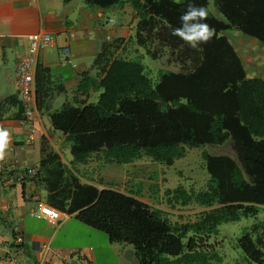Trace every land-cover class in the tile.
Segmentation results:
<instances>
[{"label": "trees", "instance_id": "trees-1", "mask_svg": "<svg viewBox=\"0 0 264 264\" xmlns=\"http://www.w3.org/2000/svg\"><path fill=\"white\" fill-rule=\"evenodd\" d=\"M85 1L105 9L129 5L137 17L130 42L137 48L129 53L125 37L103 39L71 90L52 67L37 64L36 110L48 112L72 155L71 168L58 154L42 160L49 166L44 171L49 186L63 188L58 196L81 221L112 242L132 245L139 264H225L220 226L264 214V77L248 74L227 34L238 30L264 45V0H213L225 20L210 11V0ZM190 2L208 10L206 23L215 28L214 37L197 49L172 35ZM166 51L179 69L154 70L144 62L145 55L157 59ZM7 105L18 106V117L23 115L12 87L0 95V109ZM224 145L233 155L203 152L205 188L179 184L165 190L172 207L202 208L188 221H172L137 190L97 182L78 167L94 157L101 164L149 157L172 166L187 148ZM231 246L241 251L236 264H264V220L246 227Z\"/></svg>", "mask_w": 264, "mask_h": 264}, {"label": "crops", "instance_id": "crops-1", "mask_svg": "<svg viewBox=\"0 0 264 264\" xmlns=\"http://www.w3.org/2000/svg\"><path fill=\"white\" fill-rule=\"evenodd\" d=\"M72 1L0 0V95L7 87L17 94V62L29 49V34L54 36L56 43L39 53L38 63L52 67L68 90L92 64L100 41L125 37L128 30L135 34L137 18L129 25L127 5L117 9L119 15L115 16L109 14L115 8L92 6L84 0L85 5L77 10L70 6ZM229 38L239 54V47H245L242 42L252 39L241 35L235 42ZM64 47L70 48L69 54L63 53ZM62 102L58 98L54 108H60ZM18 111L15 105L0 109V127L10 133L6 156L0 160V264H139L132 245L112 242L104 231L81 221L71 204L58 196L63 188L49 186L44 173L49 166L42 165V160L50 153L58 154L63 165L71 168L72 155L65 135L53 127L48 112L36 111L34 138L26 142L25 115L18 117ZM32 168L39 175L17 179L20 172ZM37 199L58 209L61 220L52 224L31 216Z\"/></svg>", "mask_w": 264, "mask_h": 264}, {"label": "rangeland", "instance_id": "rangeland-1", "mask_svg": "<svg viewBox=\"0 0 264 264\" xmlns=\"http://www.w3.org/2000/svg\"><path fill=\"white\" fill-rule=\"evenodd\" d=\"M84 5V0H73L70 4L72 8L77 10ZM209 9L215 16L225 20V17L215 7L213 0H210ZM126 13L131 17L130 25L136 14L129 5H127ZM109 14L118 16L119 12L117 9H112L109 10ZM130 31L128 30L125 38L129 40L126 43L130 46L128 52L133 53L137 46H135L134 42H130V39L135 36L134 32ZM228 35L233 40L236 36L243 35L248 37L238 30H230ZM238 41L235 39V42ZM242 44L246 48L238 47L248 74L250 76L259 75L264 77V45L253 38L243 41ZM137 51L144 53L143 49H138ZM169 57L167 51L157 59L145 55L144 62L154 70L162 68L179 69L178 65L169 62ZM230 149V145L187 148L186 155L176 160L172 166L161 164L149 157H143L129 164H101L94 157L87 165H78V167L83 173L92 174L97 182H103L105 185H114V187L123 192L137 190L142 200L151 206L163 209L172 221H188L195 219L197 212L202 210V208L195 204L172 207L166 203L165 190L167 188H175L179 184H183L187 188L193 187L197 190L205 188L209 173L205 167L203 152L233 155ZM260 217L264 220V214H259L257 217H243L240 221L223 223L220 226L219 238L224 243L220 250L225 256V264H236V258L241 255V251L233 249L231 242L236 237H239L246 227L251 228L254 223L258 222ZM78 240L81 241L80 238Z\"/></svg>", "mask_w": 264, "mask_h": 264}, {"label": "built area", "instance_id": "built-area-1", "mask_svg": "<svg viewBox=\"0 0 264 264\" xmlns=\"http://www.w3.org/2000/svg\"><path fill=\"white\" fill-rule=\"evenodd\" d=\"M28 39L29 49L19 57L17 62L15 82L18 98L24 108V123L28 127L26 142H31L34 138L33 119L37 111L35 102V73L38 64V55L46 47L54 45L56 39L53 35L42 32L29 34ZM63 53L66 55L69 54L70 48L64 47ZM0 167H3V163H0ZM37 172L38 170L36 168H32L27 172H20L17 179L23 181L27 175L35 176ZM30 215L45 219L52 224L59 222L62 217L58 209L40 199L36 200V205L31 210Z\"/></svg>", "mask_w": 264, "mask_h": 264}, {"label": "clouds", "instance_id": "clouds-1", "mask_svg": "<svg viewBox=\"0 0 264 264\" xmlns=\"http://www.w3.org/2000/svg\"><path fill=\"white\" fill-rule=\"evenodd\" d=\"M176 4H183L185 0H173ZM209 13L203 6L188 3L186 11L179 17L181 25L172 29V35L178 36L189 47L197 49L208 43L215 35V28L206 23ZM10 142V133L0 127V160L6 156Z\"/></svg>", "mask_w": 264, "mask_h": 264}]
</instances>
